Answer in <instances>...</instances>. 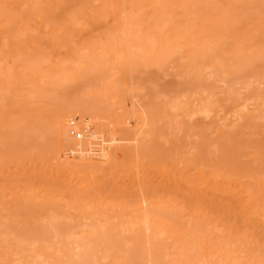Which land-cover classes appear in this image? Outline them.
<instances>
[{"label": "bare ground", "instance_id": "1", "mask_svg": "<svg viewBox=\"0 0 264 264\" xmlns=\"http://www.w3.org/2000/svg\"><path fill=\"white\" fill-rule=\"evenodd\" d=\"M160 1L165 2L0 0V100L4 102L0 104V134L8 126L13 129L8 114L12 107L19 108V113L23 109L20 117L23 114L24 119L29 112H40L48 128L54 123L52 120L61 121L58 127L63 122L59 120L63 115L59 107L63 105V112L69 111L72 116L67 118L69 125L78 127L87 111L86 103L82 102L85 98L90 104L97 99L103 106L108 105L109 111L116 112L112 116H118V119L109 118L111 124L117 127L126 123L134 129L136 140L151 135V143L156 142L157 136L162 143V136L174 137L175 131L182 133L183 124H178L180 118H176L179 114L189 117L187 123L192 121L190 125L184 123L185 140L179 138L169 148L164 143L163 148L159 146L161 149L154 145L156 151L150 148V154L138 145L132 149V143L124 146L125 139L120 141L124 147L116 150L107 139L109 142H105L110 146H105L114 152L101 146L94 153L95 149L90 150L92 153L88 151L87 157V149L82 150L83 158L86 157L83 162L76 158L79 157L77 150L76 157L72 151L67 153L68 149L54 150L53 160L49 156L44 159L40 151L38 156L41 154L39 158H43L39 159L40 165L43 163L46 167L42 166V171L35 157L32 165L37 162V169L29 165L31 159L23 165L29 159L28 155L23 158V152L24 156L20 157L24 161H16V157L14 163L23 162L19 168L22 165L32 168L26 169L27 173L23 170L24 174L34 173L27 180L32 181L30 185L25 182L22 186L24 180H17L18 174L13 173L15 166L10 173L2 172L5 167L2 163L12 165L11 159H15L14 154L12 158L5 152L7 157L5 154L0 157L3 166H0V177L14 174L13 182L10 180L13 188L3 185H10L7 181L12 176L6 182V177L0 179L4 191L9 188L11 200L3 193L10 208L0 198V206L5 205L0 211L10 209L14 217L11 220V214H7L10 220L7 221L19 224V209L33 201L41 211L24 220L27 228L28 225L33 228V220L39 222L42 216L47 219L54 206L56 210L64 209L66 214L71 212L66 217L60 209L57 211L70 221L87 219L91 226L86 221L88 228L78 222L80 230L75 236L55 231L54 238H43L46 242L36 235L42 243L36 241L39 246L31 247L35 248L31 253L17 257V252L5 249L6 253L0 252L5 256V260L0 257V264L8 259L4 264L11 263V258L15 264H106L104 260H108L107 264H264V3L253 0L259 6L262 4L260 7L256 4L258 7L253 10L255 3L252 6L249 2L250 8L253 7L249 20L237 16L236 21H230L226 19L230 10L239 11L244 6L241 0H221L223 5L219 4L229 8L228 12L224 7L222 10L213 7L210 12L201 0L195 1L196 4L200 1L198 6L192 2L193 8L189 4L191 9L187 4L191 0H167L168 9L162 10ZM211 1L207 3L220 6L217 0V5ZM157 4L162 8L158 16L156 13L154 18H150L151 14L146 17L144 12L156 10ZM236 10L233 12L241 14ZM104 19L108 20L102 25ZM236 79H241L239 92L233 88ZM149 92L152 95L148 97ZM5 105L9 108L4 109ZM196 116L204 119L199 118V122ZM204 120L207 124L202 126L200 123L204 124ZM163 122L166 130L169 129L165 135L159 128V124L165 126ZM242 139L247 141L244 153L240 148ZM240 154H246L250 164L253 160L252 164L245 166L239 162ZM149 165L158 168L159 175L153 173L159 176L153 180L158 183L157 189L149 186L155 177L146 171H150L146 169ZM14 180L18 183L13 184ZM137 184H141L142 194L128 195L129 189ZM23 200L27 204L19 206ZM14 206H19L16 214ZM54 218L57 217L48 220L53 223ZM16 227H12L14 233ZM49 239L52 242L48 243ZM0 245L5 246L1 242ZM3 246L0 250H4ZM15 246L12 249L19 248ZM71 248L78 252L69 253ZM14 254L17 255L13 258Z\"/></svg>", "mask_w": 264, "mask_h": 264}, {"label": "rangeland", "instance_id": "2", "mask_svg": "<svg viewBox=\"0 0 264 264\" xmlns=\"http://www.w3.org/2000/svg\"><path fill=\"white\" fill-rule=\"evenodd\" d=\"M124 0H122V2H123ZM126 1V0H125ZM165 2H168L167 0H164ZM190 1V0H189ZM188 0H187V2H189ZM195 1L196 0H191V2H189V3H187L188 4V7H194L195 6ZM205 1H207V0H204V2H203V0H201V2L200 1H198L197 2V4H196V6H198V5H200V3L202 4V6H204V7H206L207 8V10L208 11H210V12H212V10H210L211 8H218V9H221L222 10V8L224 7V11H226L227 10V12H228V10H229V8L228 9H226L227 7H225V5L224 6H222L223 4H222V1L220 0H217L218 1V5H220L219 3H221L222 5H220L219 7L217 6V7H215L214 5H210V4H208L207 2H212L211 0H208L207 2H205ZM242 1V3H244L242 6L243 7H241V9H240V7L238 8L239 9V11L241 12V14L240 13H234L233 11H235L236 9L234 8V10L232 11V10H230V12L229 13H231L230 15H228V13H225V14H227L228 15V17H230V19L227 17H225L226 19H228V20H230L231 21V19H232V21H236L235 19L237 18V16H239V17H241L240 19H242V20H244V19H246V20H249L248 18H250V13L255 9V8H257L259 5L257 4V3H255V2H253V0H241ZM257 1H259V0H257ZM121 2V3H122ZM162 1H160V3H161ZM165 2H162L161 4H162V8L157 4V9H159V10H155V9H153L152 11H150L149 10V13H148V11H146V12H144V15L146 16V17H148L149 18V14H151V15H154V16H151L150 15V18L151 17H155V14L158 16V14L160 13V10L162 9V10H166V9H168V6L166 7V5H168L169 3H165ZM192 2H194L195 4H193V5H191V3ZM200 2V3H199ZM249 2H251V5L253 4V3H255V5H254V8H253V10H250V9H252V8H250L251 7V5H249L250 3ZM253 2V3H252ZM260 3H264V1H259ZM165 3V4H164ZM205 3V4H204ZM213 3H216V5H217V2L215 1V0H213ZM119 4H120V1H119ZM189 4H190V6H189ZM256 4L258 5L257 7H256ZM206 5V6H205ZM253 6V5H252ZM260 6H262V4H260ZM259 6V7H260ZM191 7H190V9H191ZM264 7V6H263ZM263 7L261 8V9H263ZM196 8V7H195ZM190 9H189V11H190ZM216 9H214L215 11H216ZM248 9H249V11H248ZM242 10V11H241ZM193 11V10H192ZM233 12V14H232V12ZM236 11H238V10H236ZM238 11V12H239ZM159 12V13H158ZM194 12H195V9H194ZM194 12H191L192 13V15H193V13ZM221 12H223V11H221ZM248 12V13H247ZM146 13V14H145ZM147 13H148V16H147ZM213 13H215V12H213ZM246 13V14H245ZM222 14H224V13H222ZM221 14V15H222ZM247 14H248V16H247ZM216 15H217V13H216ZM220 15V14H219ZM218 15V16H219ZM241 15V16H240ZM245 15H246V17H245ZM107 17V16H106ZM109 17V16H108ZM215 17V16H214ZM221 17V16H220ZM223 17V16H222ZM239 17H238V19H239ZM224 18V19H225ZM235 18V19H234ZM109 19V18H108ZM107 19V20H108ZM223 19V18H222ZM107 20H105L104 19V21H102V25L103 24H106V22H107ZM111 21V20H110ZM108 24V23H107ZM110 24V23H109ZM109 24H108V26H109ZM107 26V25H106ZM110 27V26H109ZM171 79V78H170ZM241 80V79H240ZM240 80L238 79H236V80H234V89H236V91L237 92H239V86H240ZM239 81V82H238ZM239 83V84H236V83ZM149 91V90H148ZM148 95V97H149V95L151 96L152 95V92H149V94H147ZM48 100L50 99V97L49 98H47ZM46 99V100H47ZM91 99V98H90ZM83 100V99H82ZM93 100H96L95 102L93 101V102H91V104H90V102L87 100V98H85L82 102H83V104H85V108H87V111H85V113H84V115L85 116H83L82 115V117H81V120H80V122L81 123H78V127L76 126V127H72V125H69L70 124V122L67 120V118H69V116L71 115L70 114V112L69 111H67L68 112V115L65 113V112H63V105H61L59 108L61 109L60 110V112H61V115H62V118H60L59 120H62L63 122L60 124L61 126L62 125H64L65 127H61L60 125H59V127H61V128H59L58 127V125H57V123L59 124L61 121H58V120H52V122L51 123H53L52 125H51V127H48V128H46L47 126H49L48 125V123L47 124H45V121H43L44 119V117L41 115V113L40 112H36V110H35V112H29L28 110V112H29V114L27 115V116H25V119L24 118H21V117H23V114L21 115V117H20V113H22L23 112V109H22V112L20 111V113L18 112V110L17 109H19V108H11L10 109V111H9V115H10V117L9 118H11L12 120L14 119V123H15V120H17V123L14 125V123H12L11 121L12 120H10L9 121V123H10V127H12L13 129H11V128H9V126H8V130H7V128H6V132H5V130L3 131V130H1V134H0V157H2L3 158V155L5 154L6 155V153L5 152H7V155L9 156V155H12L11 157L13 158V154L15 155L14 157H15V159H11V161H12V163H14L15 162V160H16V157L18 158L16 161H18L19 159H21V157L20 156H24V153L23 152H25V156L26 155H28L29 156V159H25V158H27L28 156H22L24 159H25V163L23 164V162H21V164H23V165H25L26 166V162L27 161H29L30 159V162H29V165H31V167H33V161L35 160H33L32 158L33 157H35L36 158V160L35 161H37L38 160V165L39 166H41V170L43 171L44 169H46V167L45 166H43V163L40 165V162H39V159H40V161H42L43 160V158L44 159H46V157L47 156H49V157H51V159L53 160V152L52 151H58L59 150V152H62L59 148H61L63 151H67V149H68V152L67 153H70V151H72L73 152V156L74 157H76L75 155H77V154H75V152L77 153V151L79 152L78 154H79V157H76V158H79L78 160H80L81 162H83V159H85L86 160V157H84L83 158V155H84V151L87 149V153L85 154V155H87V154H89L91 151L90 150H94L95 149V151H93V153L94 152H96V149H101L102 147L101 146H105L106 144H112L111 146H113L114 147V149H116V150H120V148H123L124 146H128V145H130L131 143L133 144V148L132 149H134L135 148V146L137 147V145L141 148V150L143 151V152H147L148 154H150V148L152 149L151 151L152 152H155L156 151V148L155 147H157L158 149H161L160 147H164L165 146V148H169V146H171V144H173V142L175 141L176 142V140L178 139V140H180V139H182V138H184L183 136H182V133L184 132L183 130V128L185 127V124H188V125H190L191 123H192V121H191V123H187L188 122V118L189 117H187V115L184 113V114H182V116H181V114H179L176 118L179 120V118H180V120H179V122H183V123H179L178 122V120H177V122H178V124H183V127H182V129H181V131H182V133L181 134H179L180 132L179 131H175V133L176 134H174V137L173 136H162V143L161 142H159L160 141V138H159V136H157L156 138L157 139H159V140H157L156 138V142H157V144H155L156 142H154V143H151V140H153V137L151 136V135H149V136H142L139 140H136L135 139V131H134V129H132V128H128L127 126V124L125 125V124H121V125H119V126H117V127H114L111 123V120L113 119V117L114 116H116L115 118L116 119H118L117 117V115H114V116H112L113 115V110L111 111H109V107H107L108 105H106V104H104V106H103V104L102 103H99L98 102V100L97 99H93ZM85 101V102H84ZM92 101V100H91ZM8 102V101H7ZM10 103L12 102V101H9ZM97 102V103H96ZM142 102H144V101H142ZM2 103H4V102H1V100H0V104H2ZM5 103H6V101H5ZM96 104H97V106H96ZM99 104H101V105H99ZM57 105H58V103H57ZM2 106V105H1ZM17 106H18V104H17ZM20 106V105H19ZM18 106V107H19ZM4 107V106H3ZM88 107H90V108H92V109H90V108H88ZM97 109H96V108ZM5 108H9V105H5V107H4V109ZM20 108H22V107H20ZM30 108V107H29ZM93 108H95V110H96V112H93V111H95ZM103 108V109H102ZM2 109V108H1ZM1 109H0V111H1ZM25 109H27V108H25ZM31 109V108H30ZM17 110V111H16ZM33 110V109H32ZM92 112V114H94V115H92V114H90V111ZM99 110V111H98ZM4 110H2V112H3ZM26 111V110H25ZM40 111V110H39ZM64 111H65V109H64ZM102 111V112H101ZM109 111V112H108ZM117 111V110H116ZM123 111V110H122ZM87 112V113H86ZM110 113V114H108V113ZM66 115H65V114ZM98 113H100V114H98ZM116 112H114V114H115ZM121 113V112H120ZM98 114V115H97ZM104 114V115H103ZM8 115V116H9ZM65 115V116H64ZM89 115V116H88ZM92 116V118H91V116ZM111 115V116H110ZM68 116V117H67ZM106 116V117H105ZM184 116V117H183ZM18 117H20V118H18ZM28 117H30V118H28ZM101 117V118H100ZM111 117V120L109 119ZM72 118V116H70V118L69 119H71ZM102 118H104V120H105V118H107L105 121L102 119ZM196 118L197 119H199L200 118V116H199V118H198V116H196ZM203 117H201L200 119L201 120H203L202 119ZM8 119V118H7ZM32 119V120H31ZM38 120V122H37V120ZM55 119V118H54ZM102 119V120H101ZM115 119V120H116ZM187 119V120H186ZM196 119V120H197ZM199 119V120H200ZM100 120V121H99ZM135 120V119H134ZM193 120V122H195L196 120L195 119H192ZM198 120V121H199ZM201 120L199 121V122H201ZM206 120V119H205ZM204 120V124L203 123H200L202 126L203 125H205V124H207V123H205L206 121ZM91 121V122H90ZM103 121V122H102ZM110 122V123H108V122ZM189 121H190V119H189ZM197 121V122H198ZM18 122H20L19 124H18ZM55 122H56V127H55ZM64 122L65 123H68V124H64ZM79 122V121H78ZM101 122V123H100ZM104 122H106V123H104ZM203 122V121H202ZM211 122V121H210ZM12 123V124H11ZM50 123V124H51ZM86 123H88V124H86ZM98 123V124H97ZM104 123V124H103ZM107 123H108V125L109 124H111V125H109L110 127L112 126V127H114V128H110V127H108V125H107ZM185 123V124H184ZM19 125V127L17 128V126ZM91 124V125H90ZM96 124V125H95ZM102 124V125H101ZM194 124V123H193ZM211 124V123H210ZM209 124V125H210ZM9 125V124H8ZM47 125V126H46ZM101 125V126H100ZM104 125H107V127H105ZM122 125H125V126H122ZM163 125H165L164 124V122H163ZM209 125H206V126H209ZM70 126V128H68ZM99 126V127H98ZM103 126V127H102ZM162 126V124L160 125L159 124V128H162V130H164V131H162L161 129H157V130H161L162 132H163V134L165 135V133H168L167 131L169 130H166V125L163 127H161ZM179 127V129L181 128V126L180 125H178ZM54 127H55V129H54ZM102 127V128H101ZM121 127V128H120ZM158 127V126H157ZM187 127V126H186ZM185 127V128H186ZM57 128H59V129H57ZM74 128V129H73ZM76 128H77V130H76ZM109 128H110V130H109ZM117 128V129H116ZM118 128H120V129H118ZM164 128V129H163ZM60 130V131H59ZM70 130V131H69ZM75 130V131H74ZM131 130V131H130ZM130 131V132H129ZM134 131V132H133ZM158 131V132H159ZM173 131V132H174ZM132 132V133H131ZM165 132V133H164ZM171 130H170V133L169 134H171ZM128 133V134H127ZM131 133V134H130ZM133 133H134V136H133ZM160 133V132H159ZM178 133V134H177ZM6 134V135H5ZM127 134V135H126ZM130 134V135H129ZM172 134V135H173ZM145 135H147V134H145ZM161 135H162V133H161ZM160 135V136H161ZM168 135V134H167ZM133 136V137H132ZM182 136V137H181ZM152 139H151V138ZM163 137H166L165 138V140H164V138ZM172 137V141H171V139L170 138ZM134 138V139H133ZM180 138V139H179ZM109 141H113L112 143L111 142H109ZM120 139V140H119ZM125 139V140H124ZM166 139H168V141L166 140ZM175 139V140H174ZM108 141L109 143H107V142H105V141ZM124 140V142H123V145L124 146H121L122 144V142L120 143V141H123ZM132 140V141H131ZM177 140V141H178ZM184 140H185V138H184ZM248 140V139H247ZM116 141V142H115ZM119 141V142H118ZM127 141H128V143H127ZM134 141L136 142H138V144L137 143H134ZM155 141V140H154ZM164 141V142H163ZM168 143H167V142ZM252 141V140H251ZM127 144H126V143ZM153 142V141H152ZM166 142V143H165ZM171 142V143H170ZM94 143H97V144H95L94 145V147L92 148V146H93V144ZM100 143H101V145H100ZM150 143H151V145H150ZM163 143H164V146H163ZM98 144L100 145V146H98ZM110 144L108 145V146H110ZM117 146L118 144H119V146H117V148H115L116 146ZM140 144V145H139ZM170 144V145H169ZM154 145H155V147H154ZM89 146V147H88ZM90 146H91V148H90ZM160 146V147H159ZM153 147V148H152ZM245 147H247V141L245 140V139H242L241 141H240V148H242V152L244 153L245 151H246V148ZM56 148V149H55ZM58 148V149H57ZM90 148V149H89ZM104 148H109V147H104ZM119 148V149H118ZM126 148V147H125ZM129 148L131 149V146H129ZM146 148V149H145ZM72 149V150H71ZM129 149V150H130ZM155 149V150H154ZM157 149V150H158ZM29 151V150H31V151H29L28 153H26V151ZM75 150H77V151H75ZM82 150H84L83 152H82ZM106 150H108V149H106ZM106 150H104V151H106ZM109 150H110V148H109ZM111 150H112V148H111ZM110 150V151H111ZM115 150V151H116ZM147 150H149V152L147 151ZM3 151V152H2ZM41 151V152H40ZM44 151V152H43ZM54 151V152H55ZM88 151H89V153H88ZM247 151H249V149L247 150ZM13 152V153H12ZM33 152V153H32ZM42 153L43 155V158H39V157H41V154H39V156H38V153ZM49 154H48V153ZM98 152V151H97ZM99 152H101V151H99ZM103 152V151H102ZM111 152H114V151H111ZM9 153V154H8ZM19 153V154H18ZM35 153V155H33ZM45 153H47V155H45ZM51 153V154H50ZM65 153V152H64ZM81 153V154H80ZM82 153H83V155H82ZM92 153V152H91ZM146 153V154H147ZM32 154V155H31ZM72 154V153H71ZM246 154H248L247 156H249V153H247L246 152ZM246 154H240L239 156H241V157H238L239 158V162H241L243 165H245V164H250V162H249V158H251L250 156H249V158L246 156ZM7 155H6V157H7ZM16 155H18V156H16ZM52 155V156H51ZM84 155V156H85ZM38 156V157H37ZM78 156V155H77ZM90 156V155H89ZM10 157V156H9ZM8 157V158H9ZM49 157H48V159H49ZM82 157V158H81ZM87 157H88V155H87ZM1 158V159H2ZM5 158V157H4ZM38 158V159H37ZM9 159V160H10ZM24 159H21L20 161H24ZM50 159V160H51ZM5 160L7 161L8 159L7 158H5ZM84 160V161H85ZM88 160V159H87ZM252 160V159H251ZM55 161V160H54ZM253 161V160H252ZM252 161H251V164H252ZM10 162V161H9ZM32 162V163H31ZM8 163V162H7ZM6 162L5 163H2V165L3 164H5V167L4 168H2L1 170H3L2 172H6L7 173V170H8V172L10 173V170L12 169V171H13V169H14V166L15 167H17L19 170H15V169H17V168H15L14 169V171H13V173L14 172H16L15 173V176L17 177V180L18 181H20V179L21 180H24V182H22V186H23V183L24 184H26L25 182H28V181H30L31 179H32V176L34 175V173L32 174L31 172H28L29 174H31V175H28V174H26L27 172H26V167L25 166H21L20 168H19V166L21 165L20 163L17 165V164H12V165H9V164H7ZM28 164V163H27ZM37 162H35L34 163V167L37 169ZM241 164V165H242ZM250 164V165H251ZM2 165H0L1 167H3ZM248 165H245V166H248ZM6 166L8 167V168H6ZM38 166V167H39ZM42 166L43 167H45L44 169L42 168ZM150 166V165H149ZM147 166V168L146 169H149L150 171H148V170H146L147 172H149L151 175L153 174V173H155L156 174V172H157V175H159L158 174V171L156 170V169H158V168H152V167H157V166ZM27 167H29V166H27ZM34 167H33V169H34ZM21 168H23L22 170H21ZM152 168V169H151ZM25 169V171L24 172H26L25 174H24V172H23V170ZM30 169H32V168H30ZM29 168L27 169V170H30ZM40 168H38V171H41V170H39ZM153 169H155V170H153ZM20 170H21V172H20ZM35 170V169H34ZM48 170H50V168L48 169ZM22 174V176H20V174H19V172ZM32 172H33V170H31ZM42 171H41V173H42ZM153 171H155V172H153ZM18 172V173H17ZM23 172V173H22ZM6 173H4V174H6ZM12 172H11V176H12V179L10 178L11 176L9 175V177H8V174H6L7 175V177L5 178V177H3L2 176V178L0 177V179L1 180H3V178H5L6 180H5V182L7 181V178H10L8 181H7V184L8 183H10V185L8 184V185H6V184H4L3 182V185H5V187L6 186H9V188H10V186H11V182H10V180L13 182V176H14V174H13ZM1 175H2V173H0ZM13 174V175H12ZM0 175V176H1ZM28 175V177H26V176ZM117 176L118 175H122V174H116ZM151 175H150V177H151ZM156 175V176H157ZM29 176H31V177H29ZM117 176H114V178H119V177H117ZM149 176V175H148ZM153 176H155L154 174H153ZM153 177V179L152 178H150V179H152V181L150 182V187H151V185H152V188H154L155 189V187H156V189L158 188V183L156 182V181H153L154 179H158L159 178V176H158V178L157 177ZM15 177V178H16ZM127 177V176H126ZM107 178H108V176H107ZM129 179V178H128ZM28 180V181H27ZM127 180V179H126ZM18 181H16V180H14V183L13 184H16V182L18 183ZM120 181L121 180H119V183H120ZM123 181H125V177L124 178H122V182ZM131 181V180H130ZM128 182V181H127ZM131 182H133V181H131ZM1 183V182H0ZM20 183V182H19ZM29 183V185H30V183H32V181L31 182H28ZM129 183V182H128ZM12 184V185H13ZM134 184V183H133ZM133 184H132V186H133ZM3 185L1 184L0 185V188H1V192H0V198H1V200L5 203V204H7V208L9 207V204L6 202V200H5V198L7 197L6 195L8 194V197L10 196V194L9 193H7V192H9V190H7V188H5V191H4V188H3ZM20 185V184H19ZM28 185V186H29ZM118 185H120V184H118ZM129 186H130V184H128ZM127 185V186H128ZM136 185V184H135ZM134 185V186H135ZM132 186H130V187H132ZM149 186L147 187V189L149 188ZM154 186V187H153ZM25 187V186H24ZM23 187V188H24ZM8 188V189H9ZM11 188H13L12 186H11ZM14 188H16V185H15V187ZM21 188V187H20ZM19 188V189H20ZM135 188H139L138 190H139V193H138V190L136 191V190H134ZM133 188H131V189H129V191L131 192V194L128 192V195H133V196H139V194L142 192V189H141V184L139 185V184H137V186L136 187H133ZM17 189H18V186H17ZM26 189V188H25ZM146 189V190H147ZM150 189L151 188H149V191H150ZM4 192H3V191ZM12 190V189H11ZM16 190V189H15ZM14 190V191H15ZM152 190V189H151ZM134 191V192H133ZM133 192V193H132ZM148 192V191H147ZM5 194V196H4V194ZM135 193V194H134ZM12 194V193H11ZM142 194V193H141ZM9 200H10V197L8 198ZM8 200V201H9ZM11 201V200H10ZM10 201H9V203H10ZM24 201V200H23ZM1 202V201H0ZM14 202V201H13ZM26 202H28V201H24L22 204H20L19 206H23V204H25ZM32 203H33V201H32ZM32 203H29V204H27L25 207L23 206V208H21V209H19V210H21V212H23V213H21V212H18V215L21 217V218H23V217H25L23 220H21V218L18 216V219L20 220V223L18 224L17 222V224L15 225V223H12V222H9L10 220L6 217L7 216V214H11L10 213V209L9 210H6V209H4V211H3V209L0 211V237H1V239L0 240H2V241H0L2 244H5V246H3L4 247V250H0V252L2 253V252H5L6 253V251L8 250V251H11L12 253H14V252H17V254H19V255H17V254H14V256H13V258L17 255V257L18 256H22V255H25V253L26 252H30V250H31V252L33 251V249H35V248H37V243L40 241L39 239H42L41 241H44L43 240V238H52L53 236H55L56 235V233L58 234H61V233H63L64 231L66 232V234H68V233H70V237H72L73 235L75 236V233L78 231V230H80V223H79V225H77V223L78 222H82L84 225L87 223V219H82V220H78L77 218H75V220H78L77 222L75 221V220H73V221H75L74 223H72L71 221H70V219H68V218H66V217H68L69 216V214L71 213H67L66 214V212H63L64 211V209L62 210V209H60V208H58V210L62 213V215H63V213H65V215H66V217L64 218L62 215H61V213L60 212H57L58 210H56L55 209V206H54V210L52 209L51 211H53L52 213L51 212H49L48 214H52L51 216L49 215H47L48 217H47V219H45L46 218V216H45V218L44 219H42L43 218V216L42 217H40L41 218V221L39 220V222H35L34 223V220L33 219H35V218H33L32 220H33V228H31V227H29L30 225H28V228H27V225H25L24 224V220H28L29 218H31L32 216H33V214H35L36 215V213H37V211L40 209V207H39V209H37L38 207H35L36 205H38V204H32ZM36 203V202H35ZM12 204V203H11ZM15 204H18V203H15ZM5 206V205H4ZM3 206V204H1V206H0V209L2 208V207H4ZM13 206V205H12ZM19 206H17L16 208H15V206L13 207V208H15V209H13V211L14 210H16L15 211V214H16V212H17V208H19ZM43 206V205H42ZM45 206V205H44ZM30 207V208H29ZM46 207H48V206H46ZM50 207V206H49ZM52 207V206H51ZM10 208V207H9ZM27 209H29V210H27ZM18 210V211H19ZM24 210H26L25 212H24ZM55 210H56V214H55ZM28 211V212H27ZM40 211H41V209H40ZM40 211H39V213H40ZM49 211H50V209H49ZM29 212H31L30 214H28ZM44 212H46V209L44 210ZM48 212V211H47ZM68 212V211H67ZM14 213V212H13ZM20 213H21V215H20ZM27 213V214H26ZM43 213V210H42V212H41V214ZM3 214H5V215H3ZM25 214H26V216H25ZM44 214V213H43ZM55 215V216H54ZM37 216V215H36ZM58 216H60V217H58ZM52 217H57L56 219L54 218L53 219V221L54 220H56V221H54L55 223H56V225L58 224V223H60L59 225H58V227L55 225V224H53V223H51V221H52ZM4 218V219H3ZM14 217H13V215L11 214L10 215V219L12 220ZM16 218V217H15ZM48 218H50V220H48ZM60 218L62 219V221H60ZM79 218V217H78ZM2 219V220H1ZM9 220V221H7V220ZM39 219V218H38ZM64 219V220H63ZM17 220V219H16ZM30 220V219H29ZM31 220V221H32ZM59 222H58V221ZM90 220L91 219H89V221L88 222H90ZM7 221V222H6ZM21 221H23V224H22V222ZM46 222V225H44L45 224V222ZM49 221H50V223H49ZM85 221H86V223H85ZM4 222V223H3ZM29 222V221H28ZM44 222V223H43ZM70 222V223H69ZM48 223V224H47ZM82 223H81V226H82ZM62 224V225H61ZM89 226H91V222H90V224L89 223H87ZM87 224H86V226H87ZM13 225V226H12ZM21 227H20V226ZM32 225V224H31ZM54 225V227L52 228L51 226H53ZM61 225V226H60ZM74 225H75V227L77 226H79L78 228L76 227H74ZM92 225H93V223H92ZM7 226V227H6ZM9 226V227H8ZM16 226H18V227H16ZM24 226H26V228L28 229V231H27V229L24 227ZM45 226L47 227V229L45 228ZM56 226V227H55ZM60 226V227H59ZM72 226V227H71ZM86 226H82V227H86ZM12 227H16L17 228V230L15 229V233L13 232V230H12ZM50 229H49V228ZM62 227V228H61ZM81 227V228H82ZM20 228V229H19ZM73 228H74V230H73ZM87 228H88V226H87ZM22 229V233L20 232V230ZM32 229V230H31ZM52 229V230H51ZM61 229V230H60ZM36 230H37V234L35 233L36 232ZM49 230H50V232L51 233H48L49 232ZM76 230V231H75ZM16 231L18 232V233H16ZM55 231H59V232H56L55 233ZM68 231V232H67ZM64 232V233H65ZM3 233V234H2ZM29 233V234H28ZM52 233L53 234H55V235H52ZM2 234V235H1ZM16 234H18V236L16 235ZM19 234H21V235H19ZM4 235V236H3ZM14 237H13V236ZM27 235V236H26ZM28 235H30L29 237H28ZM36 235H38V237H39V239H38V237L36 236ZM51 235V236H50ZM2 236H3V238H2ZM26 236V237H25ZM34 236V237H33ZM36 236V237H35ZM50 236V237H49ZM41 237V238H40ZM21 238V239H20ZM32 238H35V239H32ZM54 238V237H53ZM11 239V240H10ZM15 239H16V241L18 242H16L15 241ZM25 239H27V240H25ZM37 239V240H36ZM29 240V241H28ZM34 240V241H33ZM52 240V239H51ZM54 240V239H53ZM5 241V242H4ZM20 241V242H19ZM36 241H37V243H36ZM40 241V242H41ZM4 242V243H3ZM17 244H16V243ZM22 242H27V244H23ZM34 242V244H32ZM44 242H46V241H44ZM48 243L49 242H52V241H50V239H49V241H47ZM124 242V241H123ZM42 243V242H41ZM48 243H46V244H48ZM19 244H21V245H23V247H20L21 245H19ZM36 244V246H35V248H31V247H34V245ZM121 244V243H120ZM15 245H18V249H16V250H14V249H12L13 248V246L16 248V246ZM29 245V246H28ZM31 245V246H30ZM122 245V244H121ZM1 245H0V249H2L1 247H2ZM26 246V247H25ZM39 246V245H38ZM123 246V245H122ZM70 247H72V245L70 246ZM124 247H126V246H124ZM69 248V247H68ZM122 248V247H121ZM5 249H7L6 251H5ZM23 249V250H22ZM123 249V248H122ZM70 250V252L69 253H76V252H78V250H76V249H74L73 250V248H71V249H69ZM11 252H9V253H11ZM30 252V253H31ZM99 252L100 251H98V254H99ZM102 252V251H101ZM4 253V254H5ZM8 253V252H7ZM11 253V254H12ZM103 253V252H102ZM29 254V253H28ZM101 254V253H100ZM7 256H9L10 254H6ZM13 255V254H12ZM12 255H11V257H12ZM100 256V255H99ZM0 257H2L1 255H0ZM3 257H5L4 255H3ZM3 257L1 258V260L3 259ZM10 256H9V258H11ZM16 257V258H17ZM7 259H8V257H7ZM3 260H5V259H3ZM9 260V259H8ZM8 260H6V261H8ZM12 260V258L10 259V261L9 262H11V263H9V264H12L13 263V261H11ZM6 261L4 262V261H2V263L4 264V263H6ZM73 261H75V259L73 260ZM103 261V260H102ZM107 261V262H106ZM76 262H77V260H76ZM104 262L107 264V263H109L108 262V260H104ZM1 263V264H2ZM8 263V262H7ZM79 263V262H78ZM103 262H101L100 264H102ZM13 264H15V263H13Z\"/></svg>", "mask_w": 264, "mask_h": 264}]
</instances>
